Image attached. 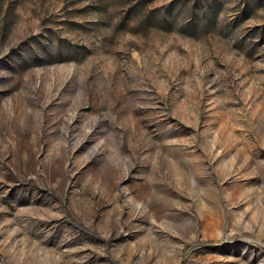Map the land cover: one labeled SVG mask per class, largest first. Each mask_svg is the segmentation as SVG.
<instances>
[{
  "label": "rangeland",
  "instance_id": "rangeland-1",
  "mask_svg": "<svg viewBox=\"0 0 264 264\" xmlns=\"http://www.w3.org/2000/svg\"><path fill=\"white\" fill-rule=\"evenodd\" d=\"M0 264H264V0H0Z\"/></svg>",
  "mask_w": 264,
  "mask_h": 264
}]
</instances>
